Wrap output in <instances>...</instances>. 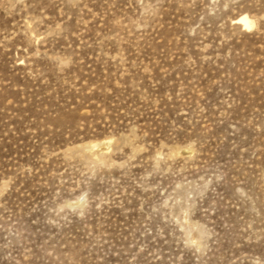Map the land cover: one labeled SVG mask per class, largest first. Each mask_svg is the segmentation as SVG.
<instances>
[{"label": "rangeland", "instance_id": "1", "mask_svg": "<svg viewBox=\"0 0 264 264\" xmlns=\"http://www.w3.org/2000/svg\"><path fill=\"white\" fill-rule=\"evenodd\" d=\"M0 264H264V0H0Z\"/></svg>", "mask_w": 264, "mask_h": 264}, {"label": "bare ground", "instance_id": "2", "mask_svg": "<svg viewBox=\"0 0 264 264\" xmlns=\"http://www.w3.org/2000/svg\"><path fill=\"white\" fill-rule=\"evenodd\" d=\"M238 24H240L244 29H251L253 26L255 27V23L249 19L247 16H241L237 20Z\"/></svg>", "mask_w": 264, "mask_h": 264}]
</instances>
